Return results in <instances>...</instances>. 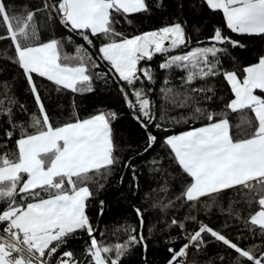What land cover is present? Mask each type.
I'll return each mask as SVG.
<instances>
[{"label": "snow or ice", "instance_id": "1", "mask_svg": "<svg viewBox=\"0 0 264 264\" xmlns=\"http://www.w3.org/2000/svg\"><path fill=\"white\" fill-rule=\"evenodd\" d=\"M202 3L213 12H221L231 32L264 35V0H202ZM162 4L163 0H158L156 7ZM149 11L146 0H41L37 8H25L23 14L16 15L0 0V25L6 30L5 35H0V41L11 42L14 49L11 62L22 70L38 109V114H30L27 126L17 123L15 109L18 107L21 112L26 109L17 103L10 86L4 83L0 120L6 118L8 128L0 134L3 141L0 147H7L14 140V149L0 153V205H3L0 207V264H121L130 248L144 244L142 231L137 235L136 228L131 226L124 229L128 233L124 242L101 243L87 214V202L93 196L89 185L96 182L97 176L110 173L118 163L111 127L116 114L101 112L80 119L74 113L75 119L54 126L33 74L51 82L58 92L83 94L94 91L95 80L107 82L110 73L111 78L123 82L120 91L127 107L133 111V118L145 130L153 124L159 130L162 125L156 123L154 105L148 97L153 89L143 86L145 81L149 85L156 82L154 70L150 64L141 66L156 55L164 57L160 70L185 73L180 78L183 91L162 87L161 93L172 98L171 103L176 107H192L190 118L198 119L206 113L208 123L164 138L176 165L190 181L185 182L184 190L175 201L154 206L165 210L181 200L195 206L204 198L214 204L215 198L227 190L254 192L259 210L245 224L251 226L249 231L254 235L258 228L264 238V95L256 94V90L264 93V56L258 63L244 67L241 79L238 73L222 69L220 54L228 51V45L232 48L243 45L222 35L220 28L208 38L210 46L190 49L191 39L179 22L130 38L117 31L119 17L127 19L132 14ZM39 13H46L50 24L58 22L88 47L77 45L75 54L69 55L65 52L64 38L41 41L36 22ZM66 39L72 43V35ZM94 39L101 40L95 57L89 51L96 47ZM180 49L187 50L171 54ZM103 64L107 65V71L103 70ZM220 75L227 82L232 98L225 105L226 111L217 113L200 107L198 99L202 95L206 102L213 101L214 89L192 85ZM137 82L142 85L140 88L135 87ZM125 85L131 90V97ZM164 85H169L167 78ZM249 111L254 114V122L248 119ZM228 112L239 113L241 121L251 127L250 134L236 138ZM156 140L149 132L148 147ZM161 191L167 192V186ZM100 203L102 215L104 202ZM136 214L143 229V213L137 208ZM189 219L195 220V217ZM177 225L184 228L176 219L171 220L169 227ZM81 232H86L89 238L83 259L76 257L72 250L61 252ZM205 235L222 242L251 264H264V253L259 258L255 255L259 246L242 249L203 223L186 235L188 242L179 251L169 248L172 257L168 264H187L189 249L199 252L207 243Z\"/></svg>", "mask_w": 264, "mask_h": 264}, {"label": "trees", "instance_id": "2", "mask_svg": "<svg viewBox=\"0 0 264 264\" xmlns=\"http://www.w3.org/2000/svg\"><path fill=\"white\" fill-rule=\"evenodd\" d=\"M13 14L21 15L24 9H35L41 5V0H4ZM150 11L140 14H132L125 19L119 17L120 23L115 25L117 31L127 37L157 30L176 22L184 25L187 35L191 39L188 48L210 46L208 38L214 34L216 28L222 30V35L239 41L243 47L232 48L220 54L221 66L225 71H233L243 78L244 67L257 63L264 55V35H247L231 32L226 27L223 15L219 11H211L202 0H163L161 7L157 8L158 0H146ZM41 41L52 38L65 39V52L75 54L77 45L85 42L75 34H70L58 22L50 24L46 13L36 16ZM5 28L0 25V35H5ZM72 35V43H67V37ZM200 42V43H198ZM95 48L89 51L96 56L101 40L94 39ZM220 47L221 45H217ZM187 49H180L171 54H179ZM14 57V49L9 40L0 41V97L3 96L5 82L11 88L18 104L25 106L26 111L21 112L17 107L14 120L27 126L30 114L37 113L35 100L29 89V85L22 70L11 62ZM164 60L161 55H156L151 62H142L141 66L150 64L154 70L155 83L149 85L144 82V87H151L152 92L148 97L154 105L156 123L162 125L157 129L150 125L147 130L133 118V111L127 107L124 96L120 91V84L108 74L107 82L95 80L94 91L90 93L73 94L69 91L56 90V86L44 78L36 77L35 82L40 91L43 103L46 106L51 123L60 126L63 123L75 119L74 113L80 119L88 118L101 112H114L116 119L112 121L115 155L118 163L114 165L110 173L105 176H97L96 182L89 185L93 192L92 198L87 202V214L96 229L97 239L103 244H115L124 242L128 238L125 227H135L137 235L142 231L144 244L133 246L122 258L121 264H168L172 257L169 248L176 251L187 243V234L198 230L203 223L213 230L225 235L230 241L236 243L242 249H250L253 245L259 246L255 251L257 258L264 253V238L259 235V229L249 231L245 222L250 215L259 210L256 203L258 196L247 190H227L215 198V203L204 198L198 205H190L183 200L176 202L175 206L161 210L158 206L161 202L176 200L185 188V182L190 178L183 174L172 158L170 149L164 144V138L170 135L180 134L192 128L208 123L206 113L204 116L190 118L192 107L179 108L171 103L172 98H166L160 91L162 87H173L177 91H183L181 77L185 73L173 69L162 71L159 64ZM102 68L107 71V65ZM95 71V70H94ZM169 80V85H164V80ZM142 85L137 82L136 88ZM192 87H211L215 91L213 101L206 102L201 95L198 97L199 106L213 112L226 111L225 105L232 98L230 88L223 76H216L205 81H196ZM129 96L131 97V90ZM264 95V93H259ZM134 100V97H133ZM228 119L232 125V132L236 138H243L252 131L247 123L241 121L239 113L228 112ZM248 119L254 122V114L248 112ZM179 121V122H178ZM187 121V122H185ZM239 125V127H237ZM8 128L6 118L0 120V134ZM166 129V131L164 130ZM31 131V129H28ZM17 135L19 130L17 129ZM149 132L157 137L151 148L148 147ZM3 141L0 140V144ZM14 149V140L7 147H0V153L10 152ZM160 161V164H153ZM125 165H129L125 167ZM159 169V170H156ZM135 174V179L133 178ZM102 185V187H101ZM167 186L168 191H161ZM101 201H103V214L101 215ZM211 204V207H206ZM3 207V205H0ZM139 208L143 213L144 226L140 228V218L136 214ZM195 217V220L189 219ZM239 217V218H238ZM172 219L184 224L181 229L178 225L169 227ZM206 245L197 252L189 249L187 264H251L246 258L239 257L233 250L222 242H217L210 235H205ZM89 238L86 232L78 233L69 243L61 249L72 250L76 257L83 259V253ZM223 258V259H221Z\"/></svg>", "mask_w": 264, "mask_h": 264}, {"label": "crops", "instance_id": "3", "mask_svg": "<svg viewBox=\"0 0 264 264\" xmlns=\"http://www.w3.org/2000/svg\"><path fill=\"white\" fill-rule=\"evenodd\" d=\"M264 56V55H263ZM258 63V62H257ZM227 83V82H226ZM259 93H260V91L259 90H256V94H258L259 95Z\"/></svg>", "mask_w": 264, "mask_h": 264}, {"label": "built area", "instance_id": "4", "mask_svg": "<svg viewBox=\"0 0 264 264\" xmlns=\"http://www.w3.org/2000/svg\"><path fill=\"white\" fill-rule=\"evenodd\" d=\"M179 251V250H178ZM187 261H188V257H187Z\"/></svg>", "mask_w": 264, "mask_h": 264}]
</instances>
